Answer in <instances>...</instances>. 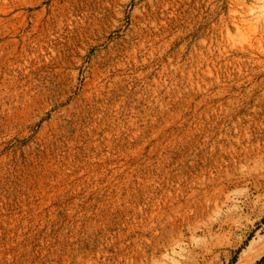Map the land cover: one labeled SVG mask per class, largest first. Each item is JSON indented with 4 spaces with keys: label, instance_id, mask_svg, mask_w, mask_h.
I'll use <instances>...</instances> for the list:
<instances>
[{
    "label": "rangeland",
    "instance_id": "374dc122",
    "mask_svg": "<svg viewBox=\"0 0 264 264\" xmlns=\"http://www.w3.org/2000/svg\"><path fill=\"white\" fill-rule=\"evenodd\" d=\"M263 235L264 0H0V264H235Z\"/></svg>",
    "mask_w": 264,
    "mask_h": 264
},
{
    "label": "bare ground",
    "instance_id": "6f19581e",
    "mask_svg": "<svg viewBox=\"0 0 264 264\" xmlns=\"http://www.w3.org/2000/svg\"><path fill=\"white\" fill-rule=\"evenodd\" d=\"M99 1V0H98ZM264 252V235L250 242L235 264H251Z\"/></svg>",
    "mask_w": 264,
    "mask_h": 264
}]
</instances>
